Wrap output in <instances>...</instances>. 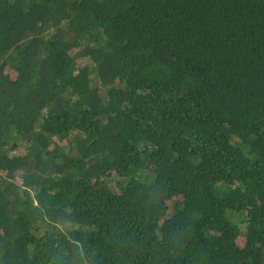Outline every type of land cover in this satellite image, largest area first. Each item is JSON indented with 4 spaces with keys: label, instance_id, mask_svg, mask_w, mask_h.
Segmentation results:
<instances>
[{
    "label": "trees",
    "instance_id": "trees-1",
    "mask_svg": "<svg viewBox=\"0 0 264 264\" xmlns=\"http://www.w3.org/2000/svg\"><path fill=\"white\" fill-rule=\"evenodd\" d=\"M0 264H264V0H0Z\"/></svg>",
    "mask_w": 264,
    "mask_h": 264
}]
</instances>
